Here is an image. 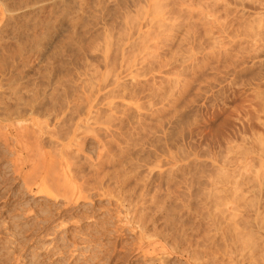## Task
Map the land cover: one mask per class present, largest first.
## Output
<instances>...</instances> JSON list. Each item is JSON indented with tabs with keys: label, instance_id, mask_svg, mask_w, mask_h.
I'll return each instance as SVG.
<instances>
[{
	"label": "rangeland",
	"instance_id": "374dc122",
	"mask_svg": "<svg viewBox=\"0 0 264 264\" xmlns=\"http://www.w3.org/2000/svg\"><path fill=\"white\" fill-rule=\"evenodd\" d=\"M0 40L1 50L13 47L17 53L15 59L12 58L17 67L10 72L12 75H18L22 82L34 84L41 90L46 86L43 91L48 93L56 86L51 96L59 98L54 114L63 112L62 132L67 133L68 129L70 134L79 122L78 114H85L89 91H94L97 113L94 111V120H91L96 122L88 120L83 128L80 127L83 131L79 129L82 134L78 133V140L83 142L86 158L94 161L101 152L95 137L98 135V139L109 141L113 134L110 130L114 133L119 129L124 131L121 146L123 142L126 143L124 148L130 144L128 151L121 149L125 155L123 159L127 161L125 157H131L133 164H128L131 179H128L126 195L129 200L135 201L144 180L152 193L156 189L165 193L170 171H173L174 187L185 197L176 201L181 210L187 209L183 204L192 207L188 209L193 213L192 210L202 213L207 209L209 222L211 216H219H215L217 224L208 227L203 224L211 233L207 232L206 246L202 250L214 253L211 254L217 260L213 264H264V252L258 249L252 260L247 257L249 239L257 244L261 239L264 241V233H261L264 229L260 223H254L252 211L249 216L244 215L245 210L238 212L248 220L237 222L238 225L237 212L219 214L217 209L210 208L211 205L206 208L207 205L200 201L202 197H196L197 194L207 196L214 185L220 186L223 181L228 182L220 198L226 197L228 191H264H261L264 178L259 176L264 172V0H0ZM5 70L0 72L1 79L4 73L10 75ZM125 114L131 118L123 119V126L117 129L118 121ZM30 119L34 124L46 120L33 115L19 124L11 121L10 125L18 127L30 122L32 127ZM50 119L47 130L51 131L54 121ZM0 125H4L3 122ZM33 128L36 127H32V131ZM2 129L6 131L4 126ZM121 130L117 132L122 133ZM127 135L129 140H125ZM79 136L85 139L81 141ZM114 146L111 149L115 153L118 146ZM117 150L119 153V147ZM0 156V255L5 251L3 243L7 240L15 248L23 249L28 259L34 256V260L40 254V260H35L37 264L42 261L46 264L148 263L135 249L136 224L128 221L130 214L126 210L132 209V204L125 203L128 207H122L123 210L117 206L115 196L98 195L101 191L86 189L89 199L80 201L77 211L72 212L59 202L58 214L52 207L53 199L38 196L36 188L30 192L24 189L13 171L12 155L3 149L1 142ZM36 158L31 159V164L36 165ZM232 162L236 164L230 167L228 164ZM241 163L243 165L239 166ZM240 175H243L240 178L245 176L243 183L234 185V180L240 181L237 177ZM108 185L103 183V187ZM116 186L110 182L109 187L115 188L114 195L117 194L115 190L119 191ZM18 188L23 190L18 191ZM185 192V195L191 193V200H186ZM228 193V197L235 194ZM45 211L53 212V219L42 229L36 225ZM233 230L250 231L251 236L243 239ZM234 232L238 236L235 237ZM23 241L27 242L25 246H21ZM167 259L166 263L157 264H188L180 253H168Z\"/></svg>",
	"mask_w": 264,
	"mask_h": 264
},
{
	"label": "bare ground",
	"instance_id": "6f19581e",
	"mask_svg": "<svg viewBox=\"0 0 264 264\" xmlns=\"http://www.w3.org/2000/svg\"><path fill=\"white\" fill-rule=\"evenodd\" d=\"M23 26H25V25H23ZM149 27H151V26H149ZM23 34H26V33H23ZM119 35L121 36V34H119ZM139 36H140V34H139ZM143 39H144V37H143ZM33 41L35 42L34 39H33ZM143 44H145V43H143ZM10 49H12V50H10ZM10 49H7V47L6 48L3 47L2 50H1V48H0V72H4V69H7L5 71H7L8 73H10V72H13L14 70L17 69L16 65L14 64L15 62L13 60V59H15L17 53L14 52L15 49H13V47L10 48ZM20 49H22V48H20ZM12 51H13V53H12ZM132 51L135 52V49L132 50ZM76 53H78V52H76ZM18 55H19V53H18ZM45 75H46V73H45ZM45 75L43 74V76H45ZM134 76H136V75H134ZM113 78H114V76H113ZM21 79H23V78L21 77ZM31 79H32V77H31ZM47 80L50 81V79H47ZM52 80H53V82H55L54 81V78H52ZM172 80H173V78H172ZM103 82H104V80H103ZM58 83H60V82H58ZM44 85H47V84H44ZM44 85L42 84V86H44ZM262 85H264V84H262ZM45 87L43 89H45ZM43 89L41 90L40 88H37V86H35L34 84L33 85H30L29 83L22 82L20 80V77L18 78V75H15V74L12 75L10 73V75H6V73H4L3 74V78L2 79L0 78V122H1V124H2V122L4 124V125H0L1 126L0 128L2 129V126H4L6 128L5 129L6 131H4L2 129L3 132H1V130H0V142L3 145V149H5L9 154L12 155L11 156V161H12V164L11 165L13 166V169H14L13 171H15V173L17 175L16 178L18 180H21L22 181L21 183H23L24 189H26L28 192H30V191H32L33 188H36L37 189V192H38V196L41 194V196H43V197H47V198L53 199V203H52L53 206L52 207H53V209L55 211L57 210V207L60 206V203L59 202H61V204L64 206V208L69 207V209L72 210V212L77 211V208L79 207L78 206L79 205V202L82 201V200L89 199L90 193H86L87 192V191H85L86 189H88V190H96L98 192L101 191V192H99L100 194L98 193V195H109L110 197L111 196L112 197L115 196L116 201L118 202L117 206H119L121 208L122 207L123 208H126V207H128L127 206L128 204H129V206H130V204H132V209H129L130 208L129 207V208H126V210H127L128 214H130V218H128L129 219L128 221L136 224V227L135 228L137 229L138 236H137V244L135 245V247H136L135 249H137L138 252L140 253L141 259H143L146 262L151 263V264H157V262H162V261H164L163 263H166L167 260H168L167 259V254L168 253L169 254L170 253L173 254V252H175L177 254L180 253V255L181 254L184 255L185 256V259L184 260L188 264H213L214 263V260H215L214 259V256H212V254H211L213 252L212 251L202 250V248H204L206 246V244H205V242H207L206 241V237H207L206 235H207V232L209 231L208 229H210V228H207L208 225L215 224L216 223L215 222L216 219H218V218L215 219V216H217V217H219V216L218 215L211 216L212 217L211 220H210L211 222H209V221H207V216L209 217V215L207 214V212H206L207 209H205V208H204L205 209L204 210L205 212L200 213V212H197L196 210H192V211H194V213H193V212H190L189 209H188L190 206L188 207V205H184L183 204V207H187V209L181 210L182 208L180 209L179 208V205H178L180 203H178V202L176 203V201H178L181 198L183 199L184 196H183V194H179V192H177V190H176L177 188H175L176 186L174 187V179H176V178L174 176V172L173 171H170L169 179L167 180V188H166L165 193H161V192H159V190L157 192L156 191L157 190L156 187H155L156 190L153 189L154 191L152 193L151 192L152 190L151 191L148 190V188H149V187L147 188V185L148 184L144 180L145 183L143 184V186L141 187V189H140V186L142 185L143 182L141 181L142 183H140L141 184L139 186L140 191H139V194L136 195L137 198L135 199V201L132 202L131 199L129 200V197L127 198L128 195H126V193L128 192L129 189L128 188L126 189V187L130 183L129 182L130 180H128V179H131V174L130 175H128V174L130 172L129 165L132 164V162H131L132 158L130 157V159H131L130 160L129 157H125V159L127 161H125L123 159L124 158L123 156H125V155H123V153H122L123 151L121 149L124 148L123 146L126 143L123 142L124 144H123V146H121V144H122L121 142L123 141L122 139H124L123 138L124 137L123 134H125V133H123L124 131H122L119 128L121 126H123L121 124V122L122 123L124 122L123 119H130L131 117L129 118V116L127 114H125L124 117H121L120 118V120H119L120 122L118 121V124L120 126L117 128L119 130H117V129H115V130H117V131H120L121 130L122 133L121 132L118 133L117 131H115V133H114V132H112L113 130H110L111 133H113V134L110 135L111 138L109 139V141H102V140L98 139L97 138L98 135L95 137V139H96V142L95 143H97L100 146L99 150L101 149V152H99L98 155H96V158L93 159L94 161H90L88 158H86V155L83 153V144H82L83 142H79L78 135L82 134V132H80L79 129L83 128L84 125L88 123V120L90 122L91 118L93 117L92 115L94 114V111H95L94 110V108H95L94 104L96 105V102L94 103V101H96V99H95L96 98V95L93 94L94 91L93 92H90L89 91V93H88V95L86 97V103H87L86 106L87 107H86V111H84L85 114L83 113L81 115V116H83V118L81 116H79V114H78L79 112H78L77 113L78 114L77 118L78 117H80V118L77 119V121H79V122L76 123V124L74 123L75 124L74 125V128L72 130L69 129V130H71V132H70V134H68L69 133L68 132V129H67V133L66 132L64 133V131L62 132V129L63 128L61 129V127H63V122H64L63 112H61L62 114L61 113L59 114L57 112H56V114H54L55 104H57L58 99H59V98L56 99L57 97L56 98L55 97H52L53 96V93L56 92V89H57L56 86H54L52 88V92H49V93L47 91H43ZM57 92H59V91H57ZM95 93H96V89H95ZM122 94H124V92L121 93V95ZM48 104H50V105H48ZM82 109H84V108H82ZM262 112H264V111H262ZM33 115H37V116H40V117H43V118L46 119L44 121V123H42L41 120H37V121H41V123L36 122L35 124L32 123L33 121H31V119H30V121L32 123V127H36V128H33V131L31 129L32 127L30 126L31 125L30 122L28 123L29 125L28 124L27 125L24 124V126H18V127H17V125H14V126H11L10 125L11 121H15L14 124H19L22 121H24V122L27 121ZM146 115H148V114H146ZM151 116H153V112H152V115ZM50 117L52 119H50ZM49 119L51 121L52 120L54 121V125L56 123V126L53 125L54 128H51V131L50 130H47V120H49ZM92 119L94 120V118H92ZM33 120H35V119H33ZM104 121H105V119H104ZM91 122H93V121L91 120ZM94 122H96V121H94ZM260 124H261V122H260ZM71 125H72V123H71ZM29 126H30V128H29ZM88 126H89V124H88ZM88 126H86V127H88ZM117 126L118 125H116V127ZM116 127H114V128H116ZM173 127H175V126H173ZM141 128H140V130H143ZM144 128H145V126H144ZM107 132H108L107 134L109 135V130ZM78 133H80V134H78ZM256 134L258 135V133H256ZM92 135H91V137H92ZM85 137H86V135H85ZM85 137L82 136L80 138V136H79V138L81 139V141L83 139H85ZM104 137H105V135H104ZM262 137H264V136H262ZM126 139L129 140L128 135H127V138H125V140ZM134 139H136V138H134ZM134 139L132 138V140H134ZM30 140H32V141H30ZM76 140H78V141H76ZM120 140H122V141H120ZM126 142H128V141H126ZM129 144H128V148H129ZM113 145H116V147L117 146L119 147V149H120V152L119 153H117V151H119V150H117L118 147L115 150L116 151L115 153H114V151L112 152L111 147ZM128 148L125 147L124 149L127 150ZM96 149H97V147H96ZM126 150H124V151H126ZM262 153H264V152H262ZM126 154H127V152H126ZM35 156H37V158H38V159L36 158L38 160V161H36V165H35V163L34 164H31V159L33 157H35ZM229 159H228V161H229ZM129 160H130L131 163H128ZM32 161H33V159H32ZM136 161H137V159H136ZM225 163H222V164H225ZM234 164H236V163L228 164V165H230V167L232 165V167H233ZM259 164H260V162H259ZM132 165H131V167H132ZM241 165H243V164L241 163L239 166H241ZM25 168H27V170H24ZM236 170H238V169H236ZM232 171H234V170H232ZM216 172H218V171H216ZM236 173H238V172H236ZM262 173H264V172H262ZM262 173L259 176H261V178H264V177H262ZM214 175L215 174H213V176ZM217 175H219V174H217ZM189 176H191V175H189ZM241 176H243V175H240V176H237V177L240 178ZM231 177H234V176H231ZM244 177L240 178V181L234 180L233 181V184L234 185H235V183L236 184H239L240 182H242L244 180ZM227 178H228V176H227ZM231 180H233V178ZM110 182L111 183L113 182L115 185H117L116 187H118V189H119V191H116L115 190V192H117V194H115V195L113 194V191H114L115 188L112 190L111 187H109L110 186ZM227 182L228 181H226V182L225 181L220 182L219 183L220 186L214 185L215 187L213 186L214 183L212 182L211 187L213 186V189L214 190L212 189V191L208 192L209 194L206 192L208 194L207 196H203V195L201 196V194L199 196H197L198 195L197 194L196 197L198 199L200 197H202V198H200V201H202V203H204V205H207L206 208L209 209L208 206L211 205L210 208L211 207L212 208L214 207L213 210L216 211V209H217L219 211V214H220V212H221V214H223L224 212H226V213L227 212H230L229 214H231V212H232V214H233L234 212H237L238 213V212H243L245 210L244 211L245 212L244 215H248L249 212L252 211V213L254 215V219L252 218L253 221H254V223H256V224L257 223H260V225H261L260 227L262 229H264V191H262L264 189H261V191H262V193H261V192H258L255 189H253L252 186L250 185L251 186V189H253V190H250V189H249L250 191H242L241 190L240 192L235 191L234 192L235 194L234 193H228L229 192L228 191L227 192L228 194H230V195L231 194H234V195H232L231 197H228L229 195L227 196V193L224 192V193H226V197L223 198L221 196L222 198H220V194L223 191H225L224 187L226 186V183ZM103 183L104 184L106 183V185H107V183L109 184L108 186H105L106 189H104L105 187H103ZM261 185L264 186V183L261 182ZM102 187H103V189H102ZM238 188H240V187H238ZM21 189L18 188V191L19 190L21 191ZM232 189L234 190V187ZM130 191H132V190L130 189ZM90 192H92V191H90ZM149 192H151V193H149ZM95 193H97V192H95ZM17 194H19V193H17ZM185 194H186V192L184 193V195ZM190 194L191 193H187V195H185L187 197L186 200L187 199H190V200L192 199L191 198L192 196ZM193 194L195 195V193H193ZM216 198H217V200H220V201H217ZM206 199H208V200H206ZM214 200H215V204H214ZM206 201H207V203H206ZM188 202H189V200H188ZM125 203H127V205H125ZM194 203H197V202H194ZM185 204H186V202H185ZM189 205H191V204H189ZM201 206L203 208V205H201ZM201 206H199V207H201ZM199 207H198V209H201V211H203L202 208H199ZM247 207H249V209ZM190 208L192 209V207H190ZM195 211H196V213H195ZM208 211L210 212L211 209L208 210ZM43 213H44V211H43ZM57 213L59 214L60 211L58 212V210H57ZM52 215H53V212H49V211L47 212V211H45V214H44V216L42 218L41 217H38L41 220L39 221V225H36V226L37 227H40L42 229H45V227L48 226V223L51 220V218L53 219ZM235 215H237L239 217V219L236 220V223L237 222H241V221H248L245 218H242L244 215L243 214L241 215V213H238V214L235 213ZM231 217H232V215H230V218ZM221 218H222V216H221ZM235 218L236 217H234V219ZM33 224H35V223H33ZM203 224H205V226L207 225V227H203ZM218 224L220 225V223H218ZM241 226H242V224H241ZM61 227H62V225H61ZM232 229H234V228L232 227ZM233 231H236V230H233ZM233 231H232V234H233ZM262 231H264V230H262ZM236 232H238V231H236ZM246 232L247 231H245V233L238 232V234L239 235L241 234L240 236H242V238L243 237H247V236H249L251 234L250 231L247 232V233ZM209 233H211V232L209 231ZM261 233H264V232H261ZM238 234L235 235V232H234L235 237L238 236ZM240 236L237 237V238L240 239L241 238ZM249 238H246V239H249ZM243 239H245V238H243ZM255 239H257V238H255ZM243 241L246 242L247 240L246 241L243 240ZM243 241H242V243H244ZM248 241H249L250 244L249 245H248V243L246 244V246L247 245L249 246V247H247L249 249L248 250L249 252L247 254V257L252 260L253 256L255 255V251H256L255 249H258V251L264 252V247H262V242H264V241H262V239H261V242H259L258 244L256 242L254 243V241H252L251 239H249ZM238 242H240V240ZM26 243L27 242H25V241L21 242V246L22 245L25 246ZM251 243H252V247H250L251 246ZM3 244H4L3 246H4L5 251H2V255H0V258H1L0 264H32L33 261H34V264H37V262H35V260H38L40 258V256H39L40 254H39L36 257L37 259L35 258L33 260L32 258H34V256L33 257L31 256L30 259H28L26 257V255H25L26 253L23 254V252H24V251L22 252L23 249L22 250L20 248L18 249V247L15 248L12 245V242H10V241H7L6 240L5 243H3ZM246 246H244L245 249H246ZM158 247H160V248L157 249ZM242 247H243V245H242ZM148 249H151V251H148ZM159 250H160V253L162 252V254H160L158 252ZM215 253L218 254L217 252H215ZM239 253H241V252H239ZM257 253H259V252H257ZM210 254H211V256L213 258L212 257L211 258L208 257V255H210ZM169 256L170 255H168V258H169ZM238 259H240V258H238ZM42 260H43V258H41V261ZM216 260H215V263H216ZM257 260L259 261V259H257ZM239 262H240V260H239ZM42 263L43 264H46V262H44V261H42ZM262 263H264V261H262Z\"/></svg>",
	"mask_w": 264,
	"mask_h": 264
}]
</instances>
